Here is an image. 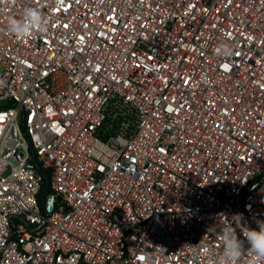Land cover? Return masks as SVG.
<instances>
[{
	"label": "built area",
	"instance_id": "built-area-1",
	"mask_svg": "<svg viewBox=\"0 0 264 264\" xmlns=\"http://www.w3.org/2000/svg\"><path fill=\"white\" fill-rule=\"evenodd\" d=\"M27 7L48 30L18 40ZM257 220L264 0L0 12V264H209Z\"/></svg>",
	"mask_w": 264,
	"mask_h": 264
},
{
	"label": "clouds",
	"instance_id": "clouds-1",
	"mask_svg": "<svg viewBox=\"0 0 264 264\" xmlns=\"http://www.w3.org/2000/svg\"><path fill=\"white\" fill-rule=\"evenodd\" d=\"M17 0H0V12L7 13L14 7ZM48 30V22L38 8H24L20 17L7 16V24L4 31L18 40H24L37 33L43 34ZM232 48L222 44L218 52L225 58L232 55ZM238 220L240 219L237 216ZM256 229L240 226L244 239L237 235L234 227L223 228L219 234L222 250L215 258H209V264H240L244 256L251 257L247 264H264V220L256 221ZM245 241L248 247L245 248Z\"/></svg>",
	"mask_w": 264,
	"mask_h": 264
}]
</instances>
